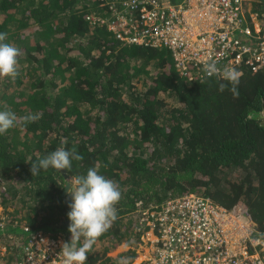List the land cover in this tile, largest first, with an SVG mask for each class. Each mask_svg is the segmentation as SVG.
I'll list each match as a JSON object with an SVG mask.
<instances>
[{
  "label": "trees",
  "instance_id": "trees-1",
  "mask_svg": "<svg viewBox=\"0 0 264 264\" xmlns=\"http://www.w3.org/2000/svg\"><path fill=\"white\" fill-rule=\"evenodd\" d=\"M113 1L123 9L124 0ZM101 3L0 0V33L20 49L19 75L0 78V110L42 113L0 135V238H21L25 223L70 242L62 191L93 166L122 195L86 264L133 261L150 210L185 194L241 207L264 231V126L250 116L264 104V70L243 69L238 96L222 78L189 80L164 47L117 39L97 19L109 16L110 2ZM253 10L264 18V0ZM60 147L83 156L65 169L68 178L52 168L32 176L28 162ZM18 253V243L4 246L0 263L13 264Z\"/></svg>",
  "mask_w": 264,
  "mask_h": 264
},
{
  "label": "built area",
  "instance_id": "built-area-1",
  "mask_svg": "<svg viewBox=\"0 0 264 264\" xmlns=\"http://www.w3.org/2000/svg\"><path fill=\"white\" fill-rule=\"evenodd\" d=\"M262 1L124 0L118 10L113 0H101V6L110 2L109 16L97 19L121 41L164 47L180 74L191 80L209 77L204 65L212 61L221 71L264 70V18L253 10ZM147 224L149 250L133 264H264V232L256 231L241 207L227 209L185 194L152 208ZM21 229L13 264H62L61 236L25 223Z\"/></svg>",
  "mask_w": 264,
  "mask_h": 264
},
{
  "label": "clouds",
  "instance_id": "clouds-1",
  "mask_svg": "<svg viewBox=\"0 0 264 264\" xmlns=\"http://www.w3.org/2000/svg\"><path fill=\"white\" fill-rule=\"evenodd\" d=\"M6 37L7 33H0V78L15 79L19 75L20 49L5 42ZM204 71L209 77L219 74L223 80L232 85L230 91L233 95L238 96L236 85L239 83L241 73L236 69L224 68L221 71L216 62L212 61L204 65ZM225 88V84L219 85V91L223 92ZM41 116L42 113L18 117L14 111L5 107L0 110V135L15 127L17 122L21 124L35 122ZM82 159L83 156L77 153L75 147L69 150L60 147L43 158L28 163L31 165L32 176H36L41 170L47 171L49 168L57 171L68 170L71 168L73 160L81 161ZM68 185L66 194L71 197V202L68 205L70 210L67 212V218L70 221L67 231L70 233L71 239L70 242H64L61 245L62 264H86L88 253L92 251L97 239L117 219L115 205L120 201L122 194L114 180L99 174L97 166L89 168L86 175L76 176ZM251 220L256 231L264 232L258 230L254 220L252 218ZM81 238H83L82 243ZM122 247L127 249L130 247V243L125 242ZM132 262V258L128 256H122L117 260V264H131Z\"/></svg>",
  "mask_w": 264,
  "mask_h": 264
},
{
  "label": "rangeland",
  "instance_id": "rangeland-1",
  "mask_svg": "<svg viewBox=\"0 0 264 264\" xmlns=\"http://www.w3.org/2000/svg\"><path fill=\"white\" fill-rule=\"evenodd\" d=\"M76 42H77L76 39H73L71 42H69L68 45H74V44H76ZM72 47H75V46H72ZM25 82L26 81H24V84H25ZM24 84L22 85V87H24ZM161 96H162V98H164L167 101H172L173 100L172 99L173 97H166V96H164V94H161ZM72 180H73V178L70 179L71 183H72ZM2 212H3V209L0 206V215L2 214ZM1 223H3V222H1ZM146 237H147V233H146V235H143L141 237L142 244H140L137 247V249H136V251H137L136 254L137 255L135 256V259L132 262V264L133 263H137L139 260H141L143 258L142 254L146 253L149 250V244L146 242ZM21 241H22V239L19 236H17V235L15 237L12 236V238L11 237H7V236H3L2 239L0 238V249L3 250L4 246L12 244V243H18L19 244ZM1 244H3V245H1ZM122 250H124L123 247L122 248L118 247L116 249V251H114L112 253V255H114V254H116V253H118L119 251H122Z\"/></svg>",
  "mask_w": 264,
  "mask_h": 264
},
{
  "label": "water",
  "instance_id": "water-1",
  "mask_svg": "<svg viewBox=\"0 0 264 264\" xmlns=\"http://www.w3.org/2000/svg\"><path fill=\"white\" fill-rule=\"evenodd\" d=\"M250 116L259 118L261 120L262 126H264V104H262V108H261L260 111L252 112V114H250ZM59 171H60V173L63 174L64 178H66V179L68 178V175H67L65 169H62V170H59ZM70 183L71 182L68 180L66 182V184H65V187H64L63 191H62V196L64 197V202H66V203H70L71 202V197L66 194L67 193V188L69 187L68 184H70ZM69 223H70L69 220L64 221L65 225H67Z\"/></svg>",
  "mask_w": 264,
  "mask_h": 264
}]
</instances>
